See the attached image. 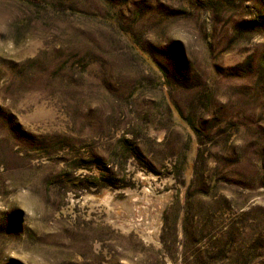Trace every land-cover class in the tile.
<instances>
[{"label":"rangeland","instance_id":"374dc122","mask_svg":"<svg viewBox=\"0 0 264 264\" xmlns=\"http://www.w3.org/2000/svg\"><path fill=\"white\" fill-rule=\"evenodd\" d=\"M0 264H264V0H0Z\"/></svg>","mask_w":264,"mask_h":264},{"label":"trees","instance_id":"16d2710c","mask_svg":"<svg viewBox=\"0 0 264 264\" xmlns=\"http://www.w3.org/2000/svg\"><path fill=\"white\" fill-rule=\"evenodd\" d=\"M76 168H78V167L76 165H74L73 169H76ZM66 172L67 171L63 172V174L61 176L62 182H64V183H67V179L65 177H67V175H69V173H66ZM95 179H97V178L88 179V177L87 178L86 177H80L78 179H74L75 182H73L72 184L74 186H77L78 183H80L82 181H87L88 183H90L92 185H97V181H94ZM81 188H83V187H81Z\"/></svg>","mask_w":264,"mask_h":264}]
</instances>
